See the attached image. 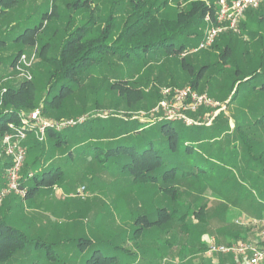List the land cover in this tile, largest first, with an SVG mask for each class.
I'll list each match as a JSON object with an SVG mask.
<instances>
[{
	"label": "rangeland",
	"instance_id": "1",
	"mask_svg": "<svg viewBox=\"0 0 264 264\" xmlns=\"http://www.w3.org/2000/svg\"><path fill=\"white\" fill-rule=\"evenodd\" d=\"M168 1L171 7L179 4L181 8L189 2ZM129 2L0 0V90L9 82L16 84L22 80L14 70L16 60L12 64L16 54L36 51L29 82L36 85L43 100L49 89L51 69L39 56L41 47L48 44L47 56H57L70 33L89 21L96 29L100 28L110 17L115 19L114 35L119 34ZM37 29V42L33 46L23 36ZM250 29L256 30L257 26L252 24ZM238 38L249 45L251 56H258L259 37L242 34ZM205 51L212 65L215 64L217 49ZM205 51H191L194 67L206 55ZM153 64L152 69L142 68L134 76H131L134 67L127 68L125 76L115 67H103L88 78L85 89L62 110L42 115L45 120L74 121L79 125L86 120L91 124L95 119L113 118L121 121V127L124 122L127 127L139 122L141 130L164 119L175 122L174 127H182L183 145L182 155L172 159L179 168L175 179L178 202L164 197L159 190L139 184L129 168L125 170V159H108L107 155L97 154L96 148H107L105 144L112 140L101 137V128L81 131L79 127L75 140L68 137L75 142V148L62 157L60 151H53L46 135L35 147L29 150L27 147L24 167L38 171L39 179L41 171L47 172L55 164L63 174L53 188L39 190L33 197L12 195L5 200V208L0 207L3 223L0 230L13 227L26 236L28 243L6 264H216L217 261L244 264L243 257L210 254V244L264 243V166L256 160L261 157L264 162L263 76L246 83L239 81L233 69H222L220 64H215L203 77L199 91H195L185 71L178 68L175 73V67L169 63L167 68L159 61ZM249 64L264 74V62L261 64L256 58ZM122 78L143 93L141 101L128 105L111 89ZM188 88L207 97L209 103L205 100L195 103L191 98L177 100L176 94L165 93L167 89ZM236 92L238 95L232 102ZM37 109L41 111V105ZM29 112L32 111H26ZM162 139H155V150L164 151ZM111 145L142 152L148 144L131 133L130 137L120 138ZM185 145L190 147V153L185 151ZM41 155L44 157L39 160ZM5 167L6 162L0 163V177ZM160 209L175 210L177 219L144 229L145 222L138 221L140 217L160 220Z\"/></svg>",
	"mask_w": 264,
	"mask_h": 264
},
{
	"label": "trees",
	"instance_id": "2",
	"mask_svg": "<svg viewBox=\"0 0 264 264\" xmlns=\"http://www.w3.org/2000/svg\"><path fill=\"white\" fill-rule=\"evenodd\" d=\"M187 1H189L187 6L181 8L179 4L176 7H171L168 0L161 3H158V0H155L154 3H151L150 0H130L127 18L119 34L114 35L115 19L110 17L106 25L100 28L96 29L89 21L83 27L70 33L64 40L61 51L57 56H47L49 45L45 43L40 49L39 56L51 69L48 73L49 89L42 100L39 98V92L33 82L25 80H21L20 83L16 84L9 82L0 108V138L11 130L10 124L21 125V115L26 111H34L40 108V105L44 115H48L52 111L62 110L69 100L85 89L84 86L88 78L93 74L96 75L95 72L103 67H109L110 69L115 67L122 72V76L127 75V68L134 67V74L130 73L131 76H134L142 68L152 69L151 66L154 65L155 61L162 63L165 68L168 67L169 63L175 67V73L178 72V68L187 73L191 87L195 91H199L201 83L202 85L204 83L203 77L215 64H220L222 69H233L234 74L240 78L239 81L248 83L260 76L264 78L262 72L249 64L256 58L261 64L264 62V5L257 10L248 11L244 22L241 24V35H249L252 38L259 37L258 45H256V47L259 46L257 57L250 55L249 45L246 46L243 40H238L240 35L223 33L210 47L217 49L215 56L217 62L212 65L209 61L210 56L205 51L206 49L198 50L205 51L206 55L201 58L199 65L194 67L191 51L198 49L204 39L207 28L205 22L207 12L210 11L215 20L218 7L216 0ZM252 24L257 26L256 30L250 29ZM38 32V29L30 33L27 32L23 38L29 40L34 46L37 42ZM22 53V51H19L16 54L12 64ZM123 78L112 84L111 89L117 91L128 105L141 101L144 96L143 93L133 85L127 84ZM237 83L238 80L235 81L231 92ZM261 90H264V81ZM237 95L238 92L232 98V102ZM39 99L42 100L41 104H39ZM120 122L113 118H100L95 119L90 124L86 120L83 124H78L67 132L48 129L47 136L53 144V151H60V157H62L68 152L72 153L73 148H75V142H71L69 138L72 137L75 140L74 134L79 127H81V131H86L88 128H101L103 131L101 137L111 138V143L120 138L130 137L131 133L137 135L140 141L148 144L142 152L121 145L114 148L113 145L110 146V143L109 145L105 144L107 148H96V153L107 155L108 159L112 157L125 159L127 162L125 170L129 168L139 184L159 190L164 197L169 196L172 201L177 203L179 195L175 186V179L179 168L177 162L172 159L183 153V145L180 143L182 127H174L175 122L167 119L151 123L147 129L143 130L138 127L140 126L139 122L129 124L130 127L125 126L126 122L121 127ZM99 123H102L101 126ZM156 138H163L162 141L165 142L164 151L154 149ZM35 143L38 144L39 141L30 130L28 131V142L26 143L28 150L35 147ZM185 148V151L190 153V147L185 145ZM165 153H167V156H165ZM129 155L132 159L129 158ZM42 157L44 155H41L39 160ZM256 160H259L264 166L261 157L256 158ZM38 173L33 168L25 169L24 167L22 176L25 181L22 184L27 189V197L43 188L49 189L58 185V181L63 174L57 164L47 172L41 171L43 173L41 179H39ZM30 174L34 175L29 177ZM26 181H29L28 185H26ZM161 183L163 186H160ZM193 213L196 214V212ZM195 214L194 217L197 218ZM200 214H203V212L200 211ZM159 215L160 220H149L146 215H143L138 221L145 222L144 229H153L162 221L170 223L178 217L175 210L167 209H160ZM1 225H3L2 222H0ZM138 231H142V229ZM27 245L26 236L23 233L10 226L4 227L0 230V263L6 264L12 261L16 253H21Z\"/></svg>",
	"mask_w": 264,
	"mask_h": 264
},
{
	"label": "built area",
	"instance_id": "3",
	"mask_svg": "<svg viewBox=\"0 0 264 264\" xmlns=\"http://www.w3.org/2000/svg\"><path fill=\"white\" fill-rule=\"evenodd\" d=\"M205 1V0H204ZM209 5V3L207 2ZM217 16L214 20L211 12H207L205 22L207 25L204 39L199 45L198 50L210 48L216 39L223 33H233L241 35V24L246 18V13L250 10H257L264 5V0H216ZM36 51L26 54L22 53L14 63V70L17 71L19 79L31 81L29 69H31L35 59ZM6 88L0 90V106H2L3 96ZM166 94H176L177 100L187 98L193 99L195 103L208 102L207 97L199 96L188 89H167ZM209 103V102H208ZM165 106V103H162ZM22 123L19 126L10 124V131L0 139V163L6 162L4 179L5 185L0 190V207L4 201L12 195L22 198L27 197V189L23 187L22 172L27 157V137L28 131H32L36 135L37 140L42 142L47 135L48 129L62 132L68 127L78 125L79 122L62 121L55 122L53 120H45L40 109L29 113H22ZM32 174L29 175L31 177ZM218 252L222 254H231L234 257H243L245 264H264V244L254 245L251 243L240 242L233 245H216L210 244L209 253Z\"/></svg>",
	"mask_w": 264,
	"mask_h": 264
},
{
	"label": "crops",
	"instance_id": "4",
	"mask_svg": "<svg viewBox=\"0 0 264 264\" xmlns=\"http://www.w3.org/2000/svg\"><path fill=\"white\" fill-rule=\"evenodd\" d=\"M3 171L5 172V169H3ZM1 176H2V177H0V178H1L0 181H3V182H2V184L0 183V184H1V185H0V190H1V189L3 188V186L5 185L4 174H2ZM43 190H47V189H46V188L41 189V191H43ZM34 195H35V193L32 194V195L29 196V197H33ZM4 203H5V201H4ZM4 203H3V205H2L1 207H4V208H5L6 205H5ZM4 205H5V206H4ZM1 217H2V215H0V222H2V221H1ZM203 244H206V243H203ZM232 256H233V255H232ZM233 257H234V256H233ZM245 262H246V260H245ZM216 264H219V262L217 261ZM244 264H245V263H244Z\"/></svg>",
	"mask_w": 264,
	"mask_h": 264
}]
</instances>
